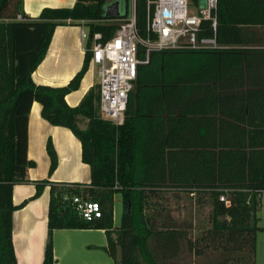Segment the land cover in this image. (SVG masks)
<instances>
[{"label":"trees","instance_id":"16d2710c","mask_svg":"<svg viewBox=\"0 0 264 264\" xmlns=\"http://www.w3.org/2000/svg\"><path fill=\"white\" fill-rule=\"evenodd\" d=\"M130 1L119 17L105 16L106 0H75L71 8H44L31 19L23 0H0V264H17L11 196L34 165L27 158L33 103L47 123L73 133L90 169L87 185L50 187L43 264H55L53 231L79 229L105 230L115 264H174L187 254L211 264H255L256 235L264 230L256 218L264 192V0H216L198 35L215 37L219 49L151 51L136 68L123 123L115 126L100 117L98 84L75 107L65 98L89 68L93 34L101 33L103 42L112 38ZM147 1L133 0L135 25L140 39L154 41ZM71 24L89 33L81 69L63 86L36 85L32 75L55 28ZM138 58H145L143 46ZM46 151L52 173L57 157L50 142ZM41 190L37 185L35 197ZM168 190L209 196L210 226L197 238L149 225L151 199ZM115 195L122 203L118 229ZM74 197L99 203L101 218L83 220Z\"/></svg>","mask_w":264,"mask_h":264},{"label":"crops","instance_id":"0c3cea01","mask_svg":"<svg viewBox=\"0 0 264 264\" xmlns=\"http://www.w3.org/2000/svg\"><path fill=\"white\" fill-rule=\"evenodd\" d=\"M53 1L31 0L27 3L23 0V11L28 17L35 19L42 9L51 8L52 6L44 5H51ZM59 1L64 4L60 8H71L75 4V0ZM129 10L131 14L134 7L130 6ZM80 28L81 26L76 24L59 25L55 28L46 54L32 75L36 85L63 86L81 69L85 50L80 38ZM95 85L97 83L94 75L88 68L79 88L66 96V103L70 107L77 106ZM81 125V128H85L86 122ZM27 140V158L34 165L28 169V182L14 185L12 189L11 199L15 207L12 213V243L17 264H43L48 235L50 187L87 185L90 182V169L81 160V145L77 138L69 129L47 123L41 116V106L38 103H33L29 113ZM48 142L57 157V165L52 173L49 172L50 161L46 151ZM37 185H41L42 190L40 195L35 197ZM169 194L175 197V200L172 199L174 207L170 212L162 206L168 201ZM195 195L199 203L203 200L199 199L201 196L210 201L209 196L202 193L184 190L161 191L150 201L151 204L159 206L153 214L148 213L149 225L156 229L186 230L192 238H197L200 234H196V217L193 209L190 211V198L191 203L192 200L195 203ZM263 196L264 192L260 194V200ZM121 216L122 210L118 216L113 207V229L120 227ZM52 240L55 264H115L106 251L108 240L105 230H55ZM119 259L118 253L117 260ZM174 264H196V258L193 254H187Z\"/></svg>","mask_w":264,"mask_h":264},{"label":"built area","instance_id":"2783aa9c","mask_svg":"<svg viewBox=\"0 0 264 264\" xmlns=\"http://www.w3.org/2000/svg\"><path fill=\"white\" fill-rule=\"evenodd\" d=\"M147 5V30L156 36L154 41L139 38L134 11L119 21L114 36L109 40L103 42L101 33H94L92 36L89 51L91 63L96 66L99 79V114L103 120L115 126L123 123L128 95L136 78V68L148 63L151 51H207L221 48L215 37L198 35L201 22L210 20V12L216 8V0H207L205 9L198 7V0H148ZM80 38L84 50H87L89 33L83 25L80 28ZM139 46L145 48L143 60L138 58ZM219 200L226 206L229 205L224 195H221ZM72 204L86 222L102 216L97 202L82 201L74 197Z\"/></svg>","mask_w":264,"mask_h":264},{"label":"rangeland","instance_id":"374dc122","mask_svg":"<svg viewBox=\"0 0 264 264\" xmlns=\"http://www.w3.org/2000/svg\"><path fill=\"white\" fill-rule=\"evenodd\" d=\"M26 1H27V3L31 2V0H26ZM39 1L40 2H47V1H51V0H39ZM115 3H118V5H119V13L123 14L125 12L124 0H106L105 7L106 6L107 7L112 6ZM44 6H46V7L52 6L51 8H60V7H63L64 4L60 3L59 0H54L51 5L46 4ZM130 6L131 7L133 6V0L130 1ZM89 68L91 69L92 75H94L95 82L98 84L99 79L97 76L96 66L94 64H90ZM83 126L84 125H81V127H83ZM169 195L170 196L168 197V201H165L162 204V206H164V210L167 209L168 212H170L172 210V208L174 207V205L172 203V199L175 200V197H172L171 194H169ZM195 198H196V195H195ZM197 198H196L195 203H193V200L191 203V198H190V211H191V209H193L192 211L194 212V215L196 217V234H201L203 229L208 228L210 226L209 221H208V217L210 216V213H211V205H210V201L208 200L207 197L201 196L199 199H203V200L200 203L198 202ZM175 205H177V203ZM158 206L159 205L151 204L149 206V209L146 211V215H148V213L153 214L154 211L158 210L157 209ZM185 206H187V205L185 204ZM114 210H115V213L119 216V214L121 213V210H122L121 199H120L119 195L115 196ZM256 215H257L259 227L264 229V196L262 197L261 206H260V209L257 211ZM168 217L170 218L169 215H168ZM196 264H211L210 258H206V259H202V260H196ZM255 264H264V230L258 231V233L256 235Z\"/></svg>","mask_w":264,"mask_h":264},{"label":"water","instance_id":"95a60500","mask_svg":"<svg viewBox=\"0 0 264 264\" xmlns=\"http://www.w3.org/2000/svg\"><path fill=\"white\" fill-rule=\"evenodd\" d=\"M207 6V0H198V7L201 9H205ZM105 16L106 17H119V5L115 3L112 6L105 7Z\"/></svg>","mask_w":264,"mask_h":264}]
</instances>
